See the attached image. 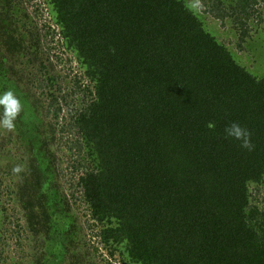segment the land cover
Returning a JSON list of instances; mask_svg holds the SVG:
<instances>
[{
	"label": "trees",
	"instance_id": "obj_1",
	"mask_svg": "<svg viewBox=\"0 0 264 264\" xmlns=\"http://www.w3.org/2000/svg\"><path fill=\"white\" fill-rule=\"evenodd\" d=\"M249 2L226 7L201 0L202 16L191 0H43V7L34 5L42 23L32 33L35 23L19 2L7 10H20L0 14V93L12 90L22 104L16 131L36 110L18 95L22 78L38 77L57 119L61 108L52 88L60 78L50 72L65 62L63 51L81 71L73 72L69 89L82 94L83 103L63 128L77 152L70 194L77 193L75 201L93 222L92 236L110 258L122 264H264V70L244 66L204 18L207 12L223 26L230 17L240 46L246 20L257 11ZM57 47L62 55L53 53ZM233 124L249 134L250 147L242 146L244 137L226 133ZM48 168L41 158L18 183L31 228L48 229L63 218L55 200L70 207L68 194L49 189ZM69 226L72 217L66 231ZM55 242L37 264L50 256L83 264L75 255L63 263Z\"/></svg>",
	"mask_w": 264,
	"mask_h": 264
},
{
	"label": "rangeland",
	"instance_id": "obj_2",
	"mask_svg": "<svg viewBox=\"0 0 264 264\" xmlns=\"http://www.w3.org/2000/svg\"><path fill=\"white\" fill-rule=\"evenodd\" d=\"M14 1H16V4L19 2L18 7L20 9L29 11L28 14L29 16L31 15L32 22L35 23L34 26L29 27L30 32H38L42 23V17H34L33 8L34 5L39 8L43 7L41 6L43 0H0V5H2L0 7L2 13L0 14H3L2 18L5 17L6 13L9 15L20 10L16 6L12 11L7 10L9 4L12 5ZM191 1L203 16V7L200 6L201 0ZM221 1L224 3V5H221L226 7H228L229 3L237 5L240 2V0ZM248 5L249 8L253 5V8L257 9L253 13H260V17H256L252 13L249 15L245 27L248 29L244 36L246 39L243 42L239 41L240 46L237 43L240 31L229 22L230 17H227L226 24L223 26L217 21L218 19L213 18L207 12H205L206 16L204 18L210 25L215 24L216 28L213 30L217 29V35L220 36V39L236 51L238 60L244 66L252 70H257L259 67L261 70H264V67L262 68V65H264V1L256 0L251 3L250 0ZM43 16L48 22V14L45 13ZM17 17L18 19H22V12H19ZM56 39L57 37H55L54 41ZM43 44L47 47L50 43L43 40ZM55 49L53 53L62 55L60 51L63 50L60 47ZM3 51V48L0 46L1 56L4 55ZM70 57L69 53L63 51L62 58L65 62L57 64L58 66L55 70L50 72H55L60 78L59 83L54 84L52 88V93L56 97L55 105L61 108L57 119L52 114L55 106L49 108L50 99L48 97L44 99L45 93L43 91H45V88L37 87L38 77H31L29 82H27L20 74L16 76L23 80V82H20L22 85L19 88L22 89L18 91V95L23 99L25 97L23 101L26 104L25 107H34L36 110L29 117L27 115L24 117L28 119L23 120L25 125L22 126V129L16 131L14 128V130L9 131L0 127V264H37V260L41 254H44V256L50 254L48 247L50 245L54 248L56 245L55 241H59L63 258L65 257L66 262L63 263L69 262L72 256L75 255L83 264H122L116 256L110 258L104 248H102L99 240H95L92 236V232L94 231L90 226L93 224L92 220L87 216L88 214L84 206L80 204V201H75L77 193L74 195L70 194L74 191L70 183L74 181L72 168L77 157V152L72 148L71 135H67V131L63 130V128H67L65 125L69 121L72 109L78 106V104L83 103V101L81 102L83 95L77 92L73 94L69 89L70 81L73 80L71 78L73 72H78L79 76L81 74L74 60L72 62L69 61ZM67 58L68 61L66 60ZM11 59H9L10 63ZM15 79L20 80L19 78ZM59 87L61 90L58 89ZM24 89L26 90L24 91ZM0 115H2L1 110ZM34 117H37V120H34L36 121L35 123H38V128L32 124ZM32 131L35 133V138L30 141L29 136L32 134ZM29 141L31 144L32 141L36 143L35 147L32 144L33 150L30 148ZM41 158L46 162L47 167L52 170L50 175L51 181L47 180L50 183L49 189L56 188L63 195L68 194L70 206L66 209L67 206L65 204L61 205V200H55L57 206L59 205L60 208L58 212H60L59 214L63 218L59 216L58 219L53 220V222L51 221L50 228L48 229L47 225L44 228H31L24 217L23 211L20 209V202L18 200V183L22 182L23 177H25L24 174L28 172L30 165L35 164ZM17 167L21 171H14ZM259 195L264 197L260 192ZM259 195L257 196L259 197ZM49 207V211H56L52 204ZM69 217H72L74 227L69 226L70 229L66 231L64 226L66 225V220L68 222V219H70ZM46 262V264H62V260L60 261L58 257L55 258L54 256L47 257Z\"/></svg>",
	"mask_w": 264,
	"mask_h": 264
},
{
	"label": "clouds",
	"instance_id": "obj_3",
	"mask_svg": "<svg viewBox=\"0 0 264 264\" xmlns=\"http://www.w3.org/2000/svg\"><path fill=\"white\" fill-rule=\"evenodd\" d=\"M0 108H2V115H0V127L7 129L9 131L14 130L15 120L18 114L22 110V104L20 100L16 97L12 90L4 91L0 93ZM209 127H214L213 124H209ZM226 133L229 136H234L236 139H241L244 137L243 147H250L247 136L249 135L246 130L240 128L239 125L233 124L230 128H226ZM14 171L19 172L21 169L17 167Z\"/></svg>",
	"mask_w": 264,
	"mask_h": 264
}]
</instances>
